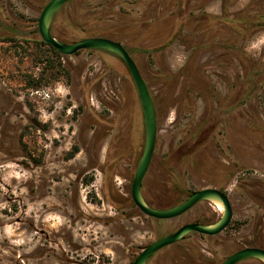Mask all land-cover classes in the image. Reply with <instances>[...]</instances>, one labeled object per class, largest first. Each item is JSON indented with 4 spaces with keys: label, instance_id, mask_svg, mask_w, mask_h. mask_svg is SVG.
<instances>
[{
    "label": "rangeland",
    "instance_id": "374dc122",
    "mask_svg": "<svg viewBox=\"0 0 264 264\" xmlns=\"http://www.w3.org/2000/svg\"><path fill=\"white\" fill-rule=\"evenodd\" d=\"M99 1L66 5L63 28L68 33L62 37L81 38L79 28V36L73 34L75 25L89 15L93 28L103 26L96 22ZM128 1L123 25L129 30L132 23L155 37L140 41L131 34L128 45L159 113L148 181L152 183L160 161L181 165L173 152L187 131L197 133L223 110L230 134L224 139L215 131L220 149L207 144L197 152V166L185 173L184 187L216 182L227 160L225 152L236 155L240 164L225 185L233 212L230 225L206 240L192 237L183 247L194 245L203 255L222 261L253 241L264 246V28L241 40L230 25L209 24L210 15L222 14L221 0ZM177 1L183 26L172 15L179 11ZM247 1L231 0L226 12H238ZM47 2L0 0L2 15L33 41L0 43V264H132L143 247L173 229L120 202L130 193L144 143L138 93L125 64L100 49L62 55L59 68L66 69L68 78L61 74L44 86L25 87L26 78L49 75L50 51L38 43L37 31ZM262 2L255 0L257 5ZM119 9L113 5V11L105 12L107 26L116 21L112 15L118 16L114 12ZM251 68L252 81L245 78ZM29 110L41 114L40 121L47 125L45 131L40 129L45 139L38 138L37 146L47 149L39 166L24 163L18 142L20 128L32 116ZM225 144L228 149L223 150ZM74 147L78 153L67 159ZM107 157H121L109 173L103 166ZM111 184L115 194L110 193ZM166 255L160 264H174L172 255ZM188 258H180L179 264H197Z\"/></svg>",
    "mask_w": 264,
    "mask_h": 264
},
{
    "label": "flooded vegetation",
    "instance_id": "af4514ba",
    "mask_svg": "<svg viewBox=\"0 0 264 264\" xmlns=\"http://www.w3.org/2000/svg\"><path fill=\"white\" fill-rule=\"evenodd\" d=\"M72 1H74V0H69L68 2H66L53 15V18L51 21V33L58 39L63 38L61 34L64 35V34L68 33L67 29L63 28L64 27L63 21L65 19V15H64L63 11H64V7L66 5H68L69 3H71ZM56 20L58 21L59 26H57ZM130 25H131V27L129 26V28H130L129 30H131V32L127 29V27H128L127 25H122L121 29H120L121 32H118L116 39H113L116 41L119 40L118 42H120L126 48V50L128 48V45L131 44V42L133 41L132 39L138 38V40H140V41H146V40H152L153 38H155L152 36H146L145 32L142 29L137 28L136 25H134L132 23ZM21 30H25V29H21L20 26H18L12 20L10 21L7 18H5L2 15L1 9H0V43H6L9 45H14L16 42H18L20 40V38H23L25 43H29V44L33 43V41L30 39L31 38L30 35L29 36L23 35V33H22L23 31H21ZM30 30H31L30 32L32 33L33 29H30ZM77 30H78L77 25H75L76 33H73V34L76 37L78 35ZM37 31H38V23H37ZM38 34H39V31H38ZM131 34L132 35L134 34L132 39L130 38ZM72 38L74 40H71V41H69L70 39H67V38H63V39L66 40L64 42H73V41L81 39V38L76 39L75 37H72ZM21 42L23 43V41H21ZM38 43H42L43 45H45L47 47V49L49 48V45H48L49 43L43 41L42 39H40L38 41ZM100 50H104V49H100ZM44 52L45 51H43V53ZM109 53H111V52H109ZM128 53L131 55L130 51H128ZM111 54H113V53H111ZM113 55H115V54H113ZM115 56H117V55H115ZM131 57H132V55H131ZM118 58L120 59V57H118ZM137 67H138V65H137ZM138 69H139V67H138ZM128 71H129V69H128ZM30 72H32V71H30ZM131 78H132V76H131ZM132 80H133V78H132ZM1 93L2 92L0 91V94ZM150 94H151V92H150ZM151 97H152L154 107H155L156 120L158 121L159 113H158V107H157L156 99L154 98V96H152V94H151ZM140 106H141V103H140ZM224 111L225 110H223L222 116L219 118L214 119V117H210L207 120V122H205L200 127V129H199V131H197V133H193V130L187 131L186 139L181 141V143L177 145L176 149L173 152V154L178 155V159L181 161V165H177V164L169 165V164L165 163V161H160L159 166L156 169H154V173L152 175L153 181H152V183H150V180L148 181V178L150 176V170L152 169V167L154 165L153 164L154 163V154H155V148H154L150 163H149L148 168H147V170H146V172L142 178L141 186H140L141 193L150 206H152L154 208H158V209L170 208V207H173V206L178 205L181 202H183L194 191L201 190V189H207V188H214L216 190H219L220 192L227 195V197L230 201L229 195L226 191L227 187L225 185H226V183H228V179L231 178L233 174H235V171L237 169H239L240 164L237 161L236 155L233 157H231L229 155L227 156L226 155L227 153L225 152L224 157L227 158V160L224 161L225 163H221V166H223L221 168L222 172L220 173L221 177H218L216 182H214L212 184L200 186V187H197L194 189L184 187V184L186 182L185 181V173L187 172V170L191 169L190 167L195 168L197 166L194 163V157H196L197 152L202 147H205L207 144H211L213 149H215V150L220 149L217 142L214 141L213 135L215 134V131H217L218 134L223 135L224 139H226V137L230 134V129H231L230 123H229V121L225 120L226 113ZM226 112H227V114L230 113L228 110ZM141 114H142V118H143L142 107H141ZM40 115L41 114L32 113V116L30 117L29 122H27L26 124H24L20 128L18 142L22 148L21 150L23 153L24 163L27 166H29V165L39 166V165L43 164V162L45 160L46 150H47L45 148V145L44 144L41 145L42 147L37 146V144L39 145L38 138H41V140L45 139V137H44L45 135H41L40 129L44 130V131L47 129L46 123H43L40 121V119H39ZM143 123H144V118H143ZM157 133H158V128H157ZM43 134H44V132H43ZM156 140H157V138H156ZM144 143H145V124H144ZM144 143H143V148H142V151L140 152L139 159H138L137 165L135 167V170H134V173H133V176L131 179V185H132V181H133V177H134L136 168H137L139 160H140V156H141L143 149H144ZM225 146H226V144H225ZM227 146L229 147L230 144L228 143ZM227 146L222 147V149L223 150H224V148L228 149ZM78 151H79V149L77 147H74V150L70 151V154L67 157V159L74 158L76 156V154L78 153ZM220 151L221 150H219V153H220ZM233 151L235 153V150H233ZM120 159H121V157H118V158L113 159V160H109V158L107 157L104 164H103V166L105 167V172L109 173L110 169L114 168ZM198 171L201 172L200 169ZM227 171H230V173L226 174ZM163 173H164V175H163ZM131 185H130L129 195L120 201L121 204H124V202L126 201V202L130 203L132 206H134L140 214L149 217L150 219L154 220L157 224H164L165 223V224L169 225V223H170V225L173 227L172 230H170L166 234L158 237L157 239L177 231L180 227H182L183 225H185L187 223L211 224V223L216 222L220 217V214L218 213V211H216L214 209V207L212 206V204L210 203V201H207V200H198L189 209H187L184 212H182L181 214L173 216V217L155 218V217L148 216V215L144 214L139 209V207L134 203V200H133L132 195H131ZM110 188H111L110 193L115 194V191L113 189L112 184L110 185ZM116 195H117V193H116ZM230 204H231V201H230ZM231 209H232V206H231ZM232 214H233V212H232ZM231 219H232V217H231ZM227 226L221 232H223L227 228ZM221 232L214 234V235H208V234L199 233L197 231H192L189 234L185 235L184 238H182L176 242H173L169 245H166V246L162 247L161 249L157 250L155 253H153L148 258V260L146 261V264H157V263L160 264L162 262V257L167 256L166 253H169L170 255H172V257L174 259V264H179L180 258H182V257L188 258V256H191V255H192V258H188V260H192V261L194 260L197 264H221L229 255L225 259H223L222 261H218L217 259H211V258L207 257L206 255H203V253L200 250H198L196 248V246H194V245H187V247L189 249H187L186 247L185 248L183 247V244H186V241L192 237H197L201 240H206V238L216 236V235L220 234ZM179 251L181 253H179ZM196 252H199L201 256L197 255ZM178 253H179V255H178ZM174 257H176V258H174ZM246 259H248V258H246ZM246 259H243V260H241L235 264L247 263V262H244ZM181 262H183V261H181ZM247 264H250V263H247Z\"/></svg>",
    "mask_w": 264,
    "mask_h": 264
},
{
    "label": "water",
    "instance_id": "95a60500",
    "mask_svg": "<svg viewBox=\"0 0 264 264\" xmlns=\"http://www.w3.org/2000/svg\"><path fill=\"white\" fill-rule=\"evenodd\" d=\"M69 0H49L43 7L38 18V31L41 39L49 43L56 51L62 55H73L79 50L98 48L109 51L125 63L133 78L139 100L141 103L145 124V143L136 168L132 185L131 195L134 203L146 215L155 218H169L181 214L189 209L198 200L218 201L223 205V212L219 219L211 224L187 223L177 231L163 236L146 245L135 257L132 264H146L148 258L162 247L176 242L192 231L214 235L221 232L230 222L232 209L230 201L224 193L214 188H207L194 191L187 199L178 205L166 209H158L150 206L143 197L140 186L142 178L150 163L157 138V120L154 103L149 92V88L142 77L135 60L131 57L125 47L118 41L102 37H85L73 42H64L56 38L51 33V21L53 15ZM252 258L264 264V248L248 246L236 250L230 254L221 264H235L243 259Z\"/></svg>",
    "mask_w": 264,
    "mask_h": 264
},
{
    "label": "trees",
    "instance_id": "16d2710c",
    "mask_svg": "<svg viewBox=\"0 0 264 264\" xmlns=\"http://www.w3.org/2000/svg\"><path fill=\"white\" fill-rule=\"evenodd\" d=\"M222 1V14L221 15H210L208 18H210L209 24L214 23L219 21L220 23H224L227 25H230L235 31L240 35L239 37L242 39H245L247 35L252 34L259 29L264 28V3H259L258 5L255 3V0H248L247 3L236 13L230 14L226 12V5L231 2V0H221ZM128 0H122L120 2H115L112 3L110 0H101L99 3L96 4L97 6H101V11L98 13V19L97 23L102 22L103 26H99L97 28H93V16L89 15L86 20L83 22H80L77 24V28L80 29V34L81 38L85 37H95V36H102V37H107L110 39H116L118 32H121V26L124 24L123 22L125 21L124 18H126V9L125 5L128 4ZM113 5H118L120 7L119 10L115 11L118 16L112 15V18H115V23L113 22V25L107 26L106 25V20H105V12L108 11H113ZM150 5V4H149ZM176 5L178 6V12L173 13L172 15L175 18V21L181 20V25H184L183 19H181V6H180V1H177ZM115 23V24H114ZM246 36V37H245ZM62 41H66L63 38H59ZM119 41V40H118ZM49 45V58L47 60V69L49 75L46 77L45 74H40L38 78H26L25 79V87L28 88H36V87H41L47 84L48 82H51L53 80H59V77L62 75H65L66 78H68V72L66 69L61 70L59 68L60 63H59V58L62 57V54H60L58 51H56L50 44ZM228 47V46H227ZM226 47V48H227ZM98 48H90L89 50H97ZM126 49V48H125ZM127 51L129 49L127 48ZM242 55L247 56L244 48L241 50ZM79 52V51H78ZM76 52V53H78ZM61 67V66H60ZM247 75H245V78L252 81L254 71L251 68V71L246 70L245 72ZM62 74V75H61ZM230 225V224H229ZM228 225V226H229ZM227 226V227H228ZM249 246H257V247H263L262 244H256L255 241L252 242V244H249ZM248 247V246H247ZM197 255L201 256L199 252H196ZM244 262L250 263V264H261L259 261L256 259L248 258Z\"/></svg>",
    "mask_w": 264,
    "mask_h": 264
},
{
    "label": "bare ground",
    "instance_id": "6f19581e",
    "mask_svg": "<svg viewBox=\"0 0 264 264\" xmlns=\"http://www.w3.org/2000/svg\"><path fill=\"white\" fill-rule=\"evenodd\" d=\"M210 203L212 204V206L214 207V209L216 211H218V213L221 215V213L223 212V205H222V203H220L218 201H210Z\"/></svg>",
    "mask_w": 264,
    "mask_h": 264
}]
</instances>
